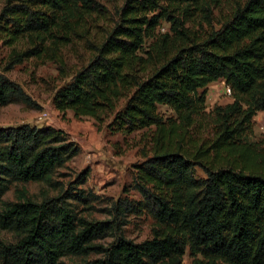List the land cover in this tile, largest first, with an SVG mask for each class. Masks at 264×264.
Masks as SVG:
<instances>
[{
  "label": "trees",
  "instance_id": "trees-1",
  "mask_svg": "<svg viewBox=\"0 0 264 264\" xmlns=\"http://www.w3.org/2000/svg\"><path fill=\"white\" fill-rule=\"evenodd\" d=\"M95 8L96 0H2L0 39L30 46L12 48L0 72V105H36L4 72L90 34ZM161 21L163 34L156 32ZM87 45L88 62L56 88L52 105L98 122L112 115L109 130L146 129L150 153L135 165L132 182L141 199L119 197L106 221L77 216L72 201L93 194L70 183L39 201L0 205V231L11 234L0 236V264H65L62 257L91 252L101 256L88 264H183L186 250L192 264H264V146L241 140L264 113V0H123L104 36ZM218 79L233 100L215 108L221 112L212 136L197 144L194 120L204 112L207 85ZM160 105L174 117H164ZM78 152L61 129L0 126V204L13 182L47 180ZM195 166L205 177H195ZM143 211L158 227L133 242L120 233L119 219ZM111 233L106 246L93 243Z\"/></svg>",
  "mask_w": 264,
  "mask_h": 264
},
{
  "label": "rangeland",
  "instance_id": "rangeland-1",
  "mask_svg": "<svg viewBox=\"0 0 264 264\" xmlns=\"http://www.w3.org/2000/svg\"><path fill=\"white\" fill-rule=\"evenodd\" d=\"M123 0H96L95 13L88 17L87 24L91 33L85 37L72 36V41L64 46L54 48L53 45L40 56H33L14 65L4 74L21 85L26 94L36 104L28 106L22 102L0 105V126L30 123L37 126H52L63 130L67 136L79 146V152L62 167L57 168L49 179L30 182H13L3 194L1 206L9 201L30 198L39 201L47 196L56 195L68 183L84 191L91 192L93 199L87 201H72L77 216L88 220L106 221L111 219V206L120 197L141 199L139 193L132 188L135 175V165L141 163L149 155L150 139L146 129L135 130L131 133L113 131L107 128L112 115L102 117V121L82 116L75 117L71 110L60 112L52 105V95L56 88L66 81L72 73L84 66L90 58V40H100L109 27L116 20V9ZM2 0H0V5ZM220 16L213 13V24L218 27ZM168 25L161 21L156 32H167ZM203 34L204 30L198 31ZM145 39L144 48L150 43ZM30 46L25 39L13 45L16 49ZM13 47H9L0 39V72L4 71L9 61ZM66 74V75H65ZM227 85L223 79L211 82L206 87L205 109L194 120L191 130L195 143L202 139L209 140L212 130L217 124L218 107H225L233 100L227 93ZM231 92V91H230ZM122 102V100H121ZM159 111L164 117H174L171 109L160 105ZM264 113L259 111L252 118L251 130L241 136L245 144L253 145L256 149L264 146ZM153 129V127H152ZM86 172L84 183L77 185L78 174ZM194 175L197 178L205 177L204 171L195 166ZM56 182V186L50 185ZM120 233L133 242H141L151 236L152 229L158 227L155 219L147 212H127L119 219ZM117 234H110L93 243L106 246ZM0 236L10 238L11 234L0 231ZM101 255L91 252L81 256H65L61 262L65 264H88ZM193 256L186 250L183 264H192Z\"/></svg>",
  "mask_w": 264,
  "mask_h": 264
},
{
  "label": "built area",
  "instance_id": "built-area-1",
  "mask_svg": "<svg viewBox=\"0 0 264 264\" xmlns=\"http://www.w3.org/2000/svg\"><path fill=\"white\" fill-rule=\"evenodd\" d=\"M227 87H228V86H227ZM230 91H231V90H230V88L228 87V88H227V93H228V95H230V93H231ZM262 129L264 130V126H262Z\"/></svg>",
  "mask_w": 264,
  "mask_h": 264
}]
</instances>
